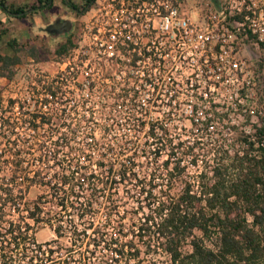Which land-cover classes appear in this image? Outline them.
I'll use <instances>...</instances> for the list:
<instances>
[{"label": "trees", "instance_id": "obj_1", "mask_svg": "<svg viewBox=\"0 0 264 264\" xmlns=\"http://www.w3.org/2000/svg\"><path fill=\"white\" fill-rule=\"evenodd\" d=\"M25 8L0 0L8 20ZM6 31L0 27V40ZM7 45L13 54L0 53V77L9 82L21 52L34 63L50 53L17 39ZM73 47L67 36L54 50L65 67L25 75L29 95L9 97L3 112L0 89V114L9 112L0 116V264H264V117L253 136L233 141L170 137L165 126L158 136L153 125L142 138L136 106L64 104ZM98 49L88 46V55ZM92 61L98 70L114 68ZM121 63L133 66L135 58ZM201 155L213 162L209 169L174 190L184 161L196 165ZM44 227L54 236L39 241Z\"/></svg>", "mask_w": 264, "mask_h": 264}, {"label": "built area", "instance_id": "obj_2", "mask_svg": "<svg viewBox=\"0 0 264 264\" xmlns=\"http://www.w3.org/2000/svg\"><path fill=\"white\" fill-rule=\"evenodd\" d=\"M112 3L120 16L107 20L104 36L88 44L101 47L88 55L95 71L77 83L72 70L70 83L101 95L102 104L88 107L136 106L142 110L137 116L144 125L142 138L151 125L158 136L165 126L168 136L182 139L253 136L264 117V69L259 65L264 55V0H212L213 6L195 19L179 0ZM242 11L243 17L237 18ZM131 58L133 66H122ZM98 59L114 68L96 69L92 60ZM52 103L60 104L50 101L48 106ZM198 162L192 165L187 158L186 170Z\"/></svg>", "mask_w": 264, "mask_h": 264}, {"label": "rangeland", "instance_id": "obj_3", "mask_svg": "<svg viewBox=\"0 0 264 264\" xmlns=\"http://www.w3.org/2000/svg\"><path fill=\"white\" fill-rule=\"evenodd\" d=\"M113 0H96L94 5L89 9L86 13L83 15L77 16V27L76 29L69 34L71 37L72 43L75 45L73 49L70 51L68 59L72 61L74 64L73 71L77 75V83H83L88 79V71L93 72L95 70L92 67L90 68L88 65V44L92 41H95L97 39H100L104 36L103 33V26L105 22L108 21H115L114 18L117 16L119 17V14L114 13ZM182 2V4L188 8L191 11V14L193 18H197L198 15L201 14L202 9L204 10L207 7H212L213 3L212 0H179ZM63 9L60 2L56 1L49 14L47 15H33L32 18L26 19H16L12 18L11 20H7L6 16L1 13L0 18H3V21L5 23L3 25H0L1 28H6L7 31L1 35L0 40V53L2 54H13V50L8 47L7 41L17 39L19 45H27L28 43H32L36 45L37 47H46L49 49L50 53L41 54L42 61L38 63H34L33 60L25 55V52H21L22 57V64L16 66V75L14 79L9 82L5 78L0 77V89H2V102H1V108L2 112L7 107V99L9 97H19L23 98L25 95H29V90L26 87L27 82L25 80V75L28 73L34 74L37 73L39 70L41 72H47V73H56L58 69H63L65 67V63L60 64L58 61H56V55L54 53L55 48L63 42L65 39H56L52 40L48 35H46V32L42 30V22L43 19L46 17V19H52L55 16L59 15V10ZM108 11V13H107ZM72 15V14H70ZM15 19V20H13ZM45 19V20H46ZM26 27L29 28L30 31L34 30L38 33L30 35L28 34ZM100 29L102 32H98L95 29ZM22 32L25 33L26 38L21 39ZM94 77V76H93ZM78 87H81L79 89ZM76 86L73 83H69V85L66 87V102L64 103L66 106H87L88 105H100L103 102H101V95L96 94H88V87L84 85ZM107 103H109L107 101ZM57 107L61 106V104H57ZM54 103H52L51 107H56ZM7 109H9L7 107ZM9 111V110H8ZM14 111H17V108L14 109ZM3 115H9V112H6L5 114H0V116ZM2 119V118H0ZM83 133H80L78 135V138L80 140L83 139ZM117 137V136H116ZM114 137V138H116ZM204 155V154H203ZM199 162L197 166L188 165V169L185 171V174L173 181V189L179 190L181 189L182 185L184 184L185 180H196V176L199 173V171L206 165L209 169V167L212 165V161L209 157H199ZM202 159V160H201ZM5 166L3 163L0 165V172L3 174L5 172ZM1 175V174H0ZM36 189H31L29 192L28 197L33 198L36 194ZM114 229L112 232H115ZM53 232L47 228H39L36 232V238L39 241H45L49 240L53 237ZM158 260L163 259V256H156Z\"/></svg>", "mask_w": 264, "mask_h": 264}, {"label": "flooded vegetation", "instance_id": "obj_4", "mask_svg": "<svg viewBox=\"0 0 264 264\" xmlns=\"http://www.w3.org/2000/svg\"><path fill=\"white\" fill-rule=\"evenodd\" d=\"M66 1H71V3L66 2ZM95 1L96 0H81L77 3H75L72 0H61V1H59L60 4L62 5L63 10H64V8H65V10L62 11V9H60L58 12L59 15L53 17L52 19H48V18L46 19V17H45L43 19V22H42V24H43L42 30L44 32H46V35H48L50 38H52V40L65 39L67 36H69V34L71 32H73L76 29V27H77V16L83 15L89 9H91V7L94 5ZM42 4H44V3H41V2H39V0H37V3H35L34 5L26 6V8L23 11L19 12V14L17 16H23L22 18H26V19L30 18L31 19L33 15H36V16L42 15L41 11H43L45 8H46V10H48L45 15L49 14L51 11V8L53 6V0H52L51 6L49 8L48 7L40 8V5H42ZM20 13H23V14H20ZM70 14H72V15H70ZM57 17H60L61 20L69 19L71 21L70 33L65 34V36L60 35L61 30L67 29V25H63L59 29L53 30L52 33L48 32L46 30L47 26L50 25L51 23H53L57 19ZM22 18H16V19H22ZM26 30H27L28 34L30 33V35H32L33 33L38 35V33L36 31H34V30L30 31L29 28H27V27H26ZM55 33H59L58 36H53ZM20 38L21 39L26 38L24 32H22V35Z\"/></svg>", "mask_w": 264, "mask_h": 264}, {"label": "water", "instance_id": "obj_5", "mask_svg": "<svg viewBox=\"0 0 264 264\" xmlns=\"http://www.w3.org/2000/svg\"><path fill=\"white\" fill-rule=\"evenodd\" d=\"M19 13H17L16 15H18ZM23 14V13H20ZM63 25H67V29H63L61 30V36H65V34L70 33V29H71V21L69 19L67 20H61L60 17H57V19L51 23L50 25L47 26L46 30L50 33L53 32V30L59 29L60 27H62ZM59 33H55L53 36H58Z\"/></svg>", "mask_w": 264, "mask_h": 264}, {"label": "crops", "instance_id": "obj_6", "mask_svg": "<svg viewBox=\"0 0 264 264\" xmlns=\"http://www.w3.org/2000/svg\"><path fill=\"white\" fill-rule=\"evenodd\" d=\"M9 4L13 5L14 7H18V6H30V5H34L35 3H37V0H6ZM56 1H61V0H53V4L56 2ZM74 1L75 3L81 1V0H72ZM41 3H44V2H41ZM65 10V8H64ZM62 9V11H64ZM48 10H46V8L41 11V14L42 15H45L47 13ZM1 17V16H0ZM4 18V17H3ZM8 20V19H7ZM15 20V19H13ZM9 21V20H8ZM5 22V21H4ZM9 54V53H7Z\"/></svg>", "mask_w": 264, "mask_h": 264}]
</instances>
